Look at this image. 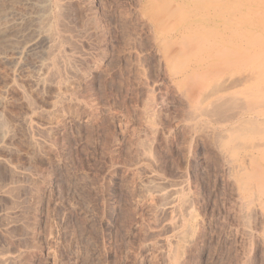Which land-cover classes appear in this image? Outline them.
<instances>
[{"label": "rangeland", "instance_id": "374dc122", "mask_svg": "<svg viewBox=\"0 0 264 264\" xmlns=\"http://www.w3.org/2000/svg\"><path fill=\"white\" fill-rule=\"evenodd\" d=\"M43 1L0 0V264H264L257 211L166 87L137 1L60 0L70 17L40 32Z\"/></svg>", "mask_w": 264, "mask_h": 264}, {"label": "bare ground", "instance_id": "6f19581e", "mask_svg": "<svg viewBox=\"0 0 264 264\" xmlns=\"http://www.w3.org/2000/svg\"><path fill=\"white\" fill-rule=\"evenodd\" d=\"M46 1L37 22L40 32L57 28L69 16L60 0ZM136 1L137 16L147 26L166 87L184 103L189 124L197 132H207L218 155L231 165L227 164L242 217L257 211V229L264 237V0ZM147 98L144 109L149 116L154 105L152 97ZM191 210L187 211L193 221ZM191 223L186 221L178 241L192 236Z\"/></svg>", "mask_w": 264, "mask_h": 264}]
</instances>
